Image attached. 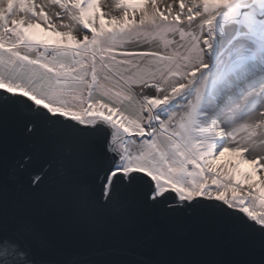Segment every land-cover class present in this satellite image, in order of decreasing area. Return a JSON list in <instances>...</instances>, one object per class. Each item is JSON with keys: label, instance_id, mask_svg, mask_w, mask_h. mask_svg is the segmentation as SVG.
Masks as SVG:
<instances>
[{"label": "snow or ice", "instance_id": "obj_1", "mask_svg": "<svg viewBox=\"0 0 264 264\" xmlns=\"http://www.w3.org/2000/svg\"><path fill=\"white\" fill-rule=\"evenodd\" d=\"M0 264H264V0H0Z\"/></svg>", "mask_w": 264, "mask_h": 264}, {"label": "water", "instance_id": "obj_2", "mask_svg": "<svg viewBox=\"0 0 264 264\" xmlns=\"http://www.w3.org/2000/svg\"><path fill=\"white\" fill-rule=\"evenodd\" d=\"M42 225L47 227L48 222L42 221ZM163 226L160 221L155 218L146 219L143 221L139 230L136 233V238H141L144 235L152 234L153 230H162ZM98 241L86 240L79 236L69 235L62 237L58 241V247L64 252H72L73 250L85 245V244H96ZM151 242H146V246L150 250ZM173 258H184V259H205V258H224L226 253L222 249L213 248L211 244L192 240L187 247L174 248L171 252Z\"/></svg>", "mask_w": 264, "mask_h": 264}, {"label": "rangeland", "instance_id": "obj_3", "mask_svg": "<svg viewBox=\"0 0 264 264\" xmlns=\"http://www.w3.org/2000/svg\"><path fill=\"white\" fill-rule=\"evenodd\" d=\"M108 2L111 3V0H108ZM169 2H170V0H169ZM36 31H37L38 35H40L42 37H44V36L50 37L51 36L50 33L45 34V33L40 32L39 30H36Z\"/></svg>", "mask_w": 264, "mask_h": 264}]
</instances>
